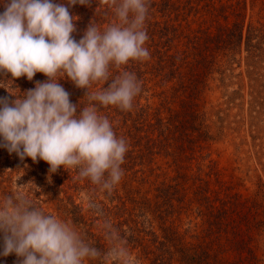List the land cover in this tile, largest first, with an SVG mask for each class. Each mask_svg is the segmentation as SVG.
<instances>
[{
  "label": "rangeland",
  "instance_id": "rangeland-1",
  "mask_svg": "<svg viewBox=\"0 0 264 264\" xmlns=\"http://www.w3.org/2000/svg\"><path fill=\"white\" fill-rule=\"evenodd\" d=\"M105 1L95 0L92 7L75 5L70 8V12L79 17L75 22L77 31L73 34L77 40L82 37L91 21L101 30L111 24L109 20L116 22L115 15L107 14L104 12L105 7L99 5L105 4ZM156 1L158 4L161 3V0ZM6 2L7 0H0V13L4 11ZM55 2L62 3L65 0ZM175 2V13L172 10L171 18L159 12L162 8L160 6L155 7L157 13L151 18L161 24L173 20L169 24L179 26L183 36L198 32L201 35L209 33L215 35L219 29L233 27L237 22L245 25V37L249 25L261 28L264 32V0H175ZM145 26L147 29L146 22ZM180 41L182 42L179 44ZM180 41L174 43L175 47L170 54H183L185 57L188 53L185 52L186 40ZM245 41L244 38L241 53L235 56L234 61L230 60L231 56H225L218 50L214 55L216 60L211 70L208 67L199 76L202 82L201 94L199 96L198 93L192 100L196 105L194 109L200 114L198 122L204 124L211 140L200 141L198 144L201 146H196L195 150L185 143L186 149L179 152L175 149L177 142H166L163 137L160 138L161 130L155 129L157 126L154 127L152 124L156 123L159 117L166 121L176 111L187 110L182 105L184 101H181L186 96L183 91L178 92L179 87L175 86L176 88L172 89L173 83L162 82V77L154 78L148 75L144 80L136 68L134 73L141 82V92L134 99L130 111L92 102L96 104L99 114L109 119L116 136L124 138L128 145L125 162L121 165L124 175L111 192L101 191L99 186L92 184L89 179L81 178L78 173L72 172L76 169L65 171L61 168L58 173L52 174L50 181L49 165L46 162L40 160L33 163L31 158L21 161L15 153L10 155L5 148L0 147V201L14 193L25 195L46 214L54 215L72 226L86 242H90L102 254L111 247L106 238L109 233L106 225L110 224L111 229L124 241L131 264H156L153 262L155 257L145 255V252L149 246L153 250L159 247L158 244L154 245L152 239L163 240L162 227L172 226L184 241L194 244L203 241V237L208 238L206 235L209 226L202 218H198L197 205L191 202L195 186H209L220 192L221 196H225V191L227 194H238L250 204L258 202L260 215L257 221L264 223V99L255 98V94H252L251 87L255 82H250L248 78ZM150 45H152L150 41H146L145 46L150 52V59L143 62L153 60L156 63L158 55L151 57V54L153 56L157 48L154 45L150 49ZM126 66L132 67L130 63ZM126 66H122L121 69H110L111 77L114 78L115 75L126 71ZM182 71L185 75L188 69L184 67ZM261 72L264 75V70ZM45 80L46 77L42 73H37L33 81H28L26 77L13 81L10 74L7 76L0 74V97L14 99L15 97H11L10 94L22 97L24 95L22 92L34 88L37 81ZM60 83L70 93L71 102L79 103L78 109L82 110L89 105L84 90L76 88L68 80H61ZM106 86L107 83L94 84L89 91H99ZM234 92H238V96L234 95ZM183 113L180 120L186 118L185 112ZM146 116L148 118H145ZM188 118H186L188 123L192 122V126H197L193 123L191 111L188 112ZM190 132L193 139H198L197 131ZM148 137L153 141L149 142L146 139ZM165 137L170 138L169 131L165 133ZM171 144L175 147L170 150L168 148ZM152 145L153 148L149 151L148 148ZM166 149L169 154L174 153L175 156H166ZM152 151L155 154L152 155ZM21 178H27V181L31 182L30 186L26 188ZM176 183L181 184L183 194L187 193L186 204L184 209L179 210L177 207L175 212H172L163 205V199L158 196L164 188L163 184ZM147 201L159 207L160 211L168 209L169 214L165 218L160 217L166 222L157 217L160 215L159 212L156 211L155 215L153 212H147L149 211ZM175 205L179 206V203ZM76 217H80L81 220L76 221ZM135 223L139 224L141 234L138 232L132 234L129 231L130 227L136 226ZM132 236L135 240L130 239ZM254 238L250 243L253 252L262 260L261 264H264V231L260 230L259 235H254ZM100 244H105V248L102 249ZM236 255L235 252L227 250L224 257L235 259ZM244 255L246 256V253ZM169 263L180 264L177 261ZM0 264H17V258L15 255L0 256ZM84 264L119 262L105 261L101 257L86 259Z\"/></svg>",
  "mask_w": 264,
  "mask_h": 264
},
{
  "label": "clouds",
  "instance_id": "clouds-1",
  "mask_svg": "<svg viewBox=\"0 0 264 264\" xmlns=\"http://www.w3.org/2000/svg\"><path fill=\"white\" fill-rule=\"evenodd\" d=\"M116 22L101 30L92 21L77 40L79 17L75 5L92 7L95 0H7L0 13V74L15 81H33L37 73L46 80L22 92V97H0V147L21 161L43 160L49 165L48 180L63 168L78 169L101 191L121 181L128 145L118 138L96 104L130 111L141 92L134 72L114 78L110 69L130 61L150 59L145 21L148 0H106ZM70 81L84 90L89 105L82 110L70 100L60 83ZM110 81V82H109ZM107 83L99 91L94 84ZM27 165H25V168ZM111 247L106 253L86 242L68 223L46 214L25 195L14 193L0 201V256L15 255L17 264H84L103 258L131 264L124 241L106 225Z\"/></svg>",
  "mask_w": 264,
  "mask_h": 264
},
{
  "label": "trees",
  "instance_id": "trees-1",
  "mask_svg": "<svg viewBox=\"0 0 264 264\" xmlns=\"http://www.w3.org/2000/svg\"><path fill=\"white\" fill-rule=\"evenodd\" d=\"M148 3L149 11L145 21L147 24L146 30L149 37L148 40L152 44L149 48L151 49V46L154 47V45L157 48L153 56L151 54V57L158 55L157 61L156 63L153 60L148 62L130 61L129 63L132 67L126 66L125 69L126 71L134 72L138 68L139 74L141 77H144V80L148 75L154 78L162 77V82L173 83L172 89L179 87L177 89L178 92H184V96L186 97L181 101H184L182 105L187 110L176 111L166 121L159 117L152 126H157L155 129L161 130L160 138L163 137L164 141L177 142L176 147L174 145L172 147L171 144L168 149L171 150V148L175 147L177 151L182 152L186 149L185 143H187V145L195 150L196 146H201L198 144L200 141L207 142L212 139L208 131H205L204 124L198 122V116L200 114L194 109L196 105L195 101L192 100L197 97L198 93L199 96L201 94L200 84L202 82L199 80L200 74L205 72V69L208 67L211 70L216 60L214 55L218 50L222 51V54L225 56H231L230 60L234 61L235 56L241 53L240 48L245 38L246 61H248L249 69L248 78L250 82H255L251 87L252 94H255V98L264 99V75L261 72V70H264V32L261 28L249 25L245 37V25H240V22H237L233 24V27L226 26L219 29L215 35L211 33L201 35L198 32L183 36L179 26L169 24L173 20H168L161 24L157 20H154V18H151L157 13V10H154L157 6L162 7L159 12H162L163 16L171 18L172 14L175 13V0H161L160 4L156 0H148ZM99 5L105 7L104 12L114 15V11L106 1L105 4ZM177 17H179V14ZM109 22L113 23L112 20H109ZM180 39L186 40L185 52L188 53H186L187 55L185 57H183V54H170V51L175 47L174 43L180 41ZM181 42L178 43L180 44ZM184 67L188 69L185 75H183L182 71ZM233 94L238 96L239 93L234 92ZM190 111L192 120L194 121L193 123L197 124V126H192V122L191 124L187 122L189 119L188 112ZM183 112H185L186 118H188L187 120L186 118L180 120ZM145 118L148 117L146 116ZM191 130L199 133L198 139L192 138V134H190ZM167 131H169L170 138L165 137ZM146 139L149 142L153 141L151 137ZM162 145L166 146L165 144ZM152 148L153 145L148 150L150 151ZM169 153L166 149V156H175L174 153L172 155ZM153 154L155 153L152 151ZM178 160H180L179 157ZM69 171H72V169H69ZM72 172L78 173V169ZM20 180L26 188L30 186L31 182H28L27 178H21ZM216 181L219 183L218 179ZM163 185L164 188L162 191L160 189L161 192L158 196V198L163 199V205L172 212H175L177 207L179 210L184 209L186 204L185 195L187 193L183 194L181 184ZM147 202L149 203V211L147 212H153V215L159 212L160 215L157 216L159 219H161L160 217L165 218L169 214L168 209L160 211L158 210L159 207H155L151 201ZM191 202L197 205L198 218H202L209 226L206 236L210 240L203 237V241L195 244L186 242L172 226L162 227L163 240L160 241L158 237H156L158 239H152L154 245L158 244L159 247L153 250L149 246L145 252V255H153L155 257L154 263L170 264L169 262L177 261L180 264H261L262 260L254 254L253 247L250 244L255 239L254 235H259L260 230L264 231V223L257 221L260 215V204L258 202L256 204H250L248 201L239 197L238 194H227L226 191L225 196H221L220 192L211 189L209 186H195L193 201ZM175 203H179V206L175 205ZM79 216L81 215L79 214ZM75 219L76 221L81 220L80 217H76ZM161 220L166 222L165 219ZM135 225V227H130L129 231L132 234L136 232L141 234L142 230L138 228L139 224L135 223ZM132 238L135 240L134 236L130 239ZM100 246L103 249L106 245L100 244ZM227 250L235 252L237 257L235 259H227L224 257ZM245 253L246 256L244 255Z\"/></svg>",
  "mask_w": 264,
  "mask_h": 264
}]
</instances>
